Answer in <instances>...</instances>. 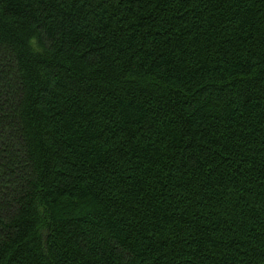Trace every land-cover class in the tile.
<instances>
[{
    "label": "trees",
    "instance_id": "1",
    "mask_svg": "<svg viewBox=\"0 0 264 264\" xmlns=\"http://www.w3.org/2000/svg\"><path fill=\"white\" fill-rule=\"evenodd\" d=\"M0 264H264V0H0Z\"/></svg>",
    "mask_w": 264,
    "mask_h": 264
}]
</instances>
